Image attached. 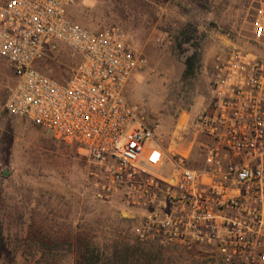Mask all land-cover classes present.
<instances>
[{"label":"built area","instance_id":"built-area-1","mask_svg":"<svg viewBox=\"0 0 264 264\" xmlns=\"http://www.w3.org/2000/svg\"><path fill=\"white\" fill-rule=\"evenodd\" d=\"M74 3L0 0V56L15 77L6 111L83 150L96 199L136 210L140 242L264 264V0H252L253 48L215 58L213 93L194 121L200 165L178 154L172 174L162 173L160 122L127 96L139 63L130 34L85 28L68 15ZM68 58L64 79L42 69Z\"/></svg>","mask_w":264,"mask_h":264},{"label":"rangeland","instance_id":"rangeland-1","mask_svg":"<svg viewBox=\"0 0 264 264\" xmlns=\"http://www.w3.org/2000/svg\"><path fill=\"white\" fill-rule=\"evenodd\" d=\"M251 5L252 0H75L68 10L91 31L118 26L130 34L139 63L127 96L161 124L163 174L174 172L178 154L200 165L194 121L211 99L219 51L253 48ZM193 54L194 72L185 76L186 58ZM70 60L62 65L48 59L42 69L64 79ZM14 83L11 66L0 56V264H220L198 251L140 242L132 233L136 210L119 196L96 199L93 166L83 150L6 111Z\"/></svg>","mask_w":264,"mask_h":264},{"label":"trees","instance_id":"trees-1","mask_svg":"<svg viewBox=\"0 0 264 264\" xmlns=\"http://www.w3.org/2000/svg\"><path fill=\"white\" fill-rule=\"evenodd\" d=\"M196 61H197V55L196 54H193L190 57L186 58V61H185L186 67H185V72H184L185 76H190L193 74ZM139 258L146 259L147 257L145 255H139ZM147 259H150V257H148Z\"/></svg>","mask_w":264,"mask_h":264}]
</instances>
